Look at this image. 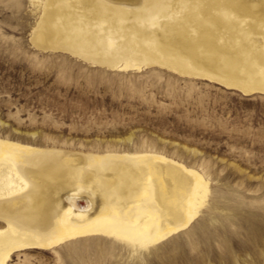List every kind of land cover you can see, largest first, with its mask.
I'll return each instance as SVG.
<instances>
[{
  "label": "bare ground",
  "instance_id": "6f19581e",
  "mask_svg": "<svg viewBox=\"0 0 264 264\" xmlns=\"http://www.w3.org/2000/svg\"><path fill=\"white\" fill-rule=\"evenodd\" d=\"M31 41L116 71L161 67L264 94V10L245 0H39ZM163 153L92 152L0 137V264L98 236L151 248L187 230L210 196Z\"/></svg>",
  "mask_w": 264,
  "mask_h": 264
},
{
  "label": "rangeland",
  "instance_id": "374dc122",
  "mask_svg": "<svg viewBox=\"0 0 264 264\" xmlns=\"http://www.w3.org/2000/svg\"><path fill=\"white\" fill-rule=\"evenodd\" d=\"M258 3L264 10V0ZM39 0H0V137L98 153H163L210 196L190 227L136 249L92 236L8 264H264V94L158 66L116 71L31 41Z\"/></svg>",
  "mask_w": 264,
  "mask_h": 264
}]
</instances>
